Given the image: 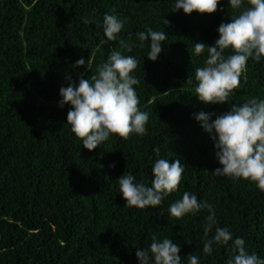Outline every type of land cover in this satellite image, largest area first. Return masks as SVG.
<instances>
[{
	"label": "trees",
	"instance_id": "trees-1",
	"mask_svg": "<svg viewBox=\"0 0 264 264\" xmlns=\"http://www.w3.org/2000/svg\"><path fill=\"white\" fill-rule=\"evenodd\" d=\"M173 7L174 0H0V264H137L136 249L153 236L172 239L181 257L226 264L227 248L202 252L207 209L169 216L168 206L185 191L212 206L215 227L229 228L250 254L264 257V192L246 180L211 176L220 165L195 120L200 112L264 99V59L247 62L232 102L205 105L195 96L194 71L206 52L194 56V43L211 46L219 25L239 10L227 0L212 14ZM106 13L126 21L109 44L97 27ZM148 28L167 34L155 62L137 39ZM121 40L132 43L131 53ZM113 51L138 60L134 87L138 108L149 115L147 131L111 136L88 151L66 123L69 107H59V90L90 78ZM80 58L86 62L76 67ZM156 158L184 165L177 191L156 208L127 207L116 180L131 173L150 185Z\"/></svg>",
	"mask_w": 264,
	"mask_h": 264
},
{
	"label": "clouds",
	"instance_id": "clouds-1",
	"mask_svg": "<svg viewBox=\"0 0 264 264\" xmlns=\"http://www.w3.org/2000/svg\"><path fill=\"white\" fill-rule=\"evenodd\" d=\"M227 2L231 9L239 10L238 14L232 16L231 22L219 25L218 39L211 46L195 42L193 47L194 56L206 52L203 65L194 71L195 96L205 105L232 102L247 62L259 63L264 59V0ZM220 3L221 0H174L172 11L212 14ZM125 23L117 15L106 13L97 24L103 32L104 44L116 41ZM137 39L148 45L146 58L155 62L167 34L148 28L137 33ZM120 43L126 52L133 51L131 42L121 40ZM226 50L231 54L226 56ZM85 62L80 58L75 66H84ZM137 65L134 56L113 51L97 65L96 73L90 78H81L78 83H69L59 90V107L68 105L66 123L80 139L83 149L92 151L111 136L127 140L130 135L142 137L146 134L149 115L138 108L140 101L134 87L140 83L133 75ZM188 82L193 83V80ZM195 120L213 142L214 157L220 165L211 176L246 180L264 192V99L254 97L242 104L231 103L221 114L200 112ZM153 153L159 157V148L154 147ZM183 172L184 165L179 160L169 163V159L156 158L151 167L150 185L138 181L131 173L123 174L116 180L118 191L129 208H156L166 196L177 191ZM204 209L209 212L202 226L205 256H211L214 247H225L229 251L226 264H264V257L248 252L243 237L233 238L229 228L215 227L217 221L212 206L198 200L195 194L183 192L167 211L169 216L180 219L195 216ZM180 251V246L167 236L160 239L153 236L147 248L136 249L135 257L137 264H200L196 255L181 257Z\"/></svg>",
	"mask_w": 264,
	"mask_h": 264
}]
</instances>
